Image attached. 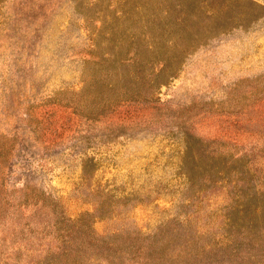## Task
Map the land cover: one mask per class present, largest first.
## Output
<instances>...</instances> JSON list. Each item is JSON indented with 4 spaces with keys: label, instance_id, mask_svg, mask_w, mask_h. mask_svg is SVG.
I'll list each match as a JSON object with an SVG mask.
<instances>
[{
    "label": "rangeland",
    "instance_id": "rangeland-1",
    "mask_svg": "<svg viewBox=\"0 0 264 264\" xmlns=\"http://www.w3.org/2000/svg\"><path fill=\"white\" fill-rule=\"evenodd\" d=\"M156 1L0 0V264H264V0H173L228 28L171 78L88 68Z\"/></svg>",
    "mask_w": 264,
    "mask_h": 264
},
{
    "label": "trees",
    "instance_id": "trees-1",
    "mask_svg": "<svg viewBox=\"0 0 264 264\" xmlns=\"http://www.w3.org/2000/svg\"><path fill=\"white\" fill-rule=\"evenodd\" d=\"M156 5L161 7V11L162 13L164 12V15L159 16L158 19H156V21L152 23H150L149 21H140L139 25L141 28H145L143 35L149 34L154 30H159L161 32V36L164 35L163 39H149L153 38V36L149 37L148 35L144 38L140 36L137 31H135V24L133 25L132 23H130V26L127 27L123 25V27L121 28L127 31V34L124 37V40H126L127 43V47L125 50L126 52H124L122 56L108 54L105 57L99 59H97V57L94 55V57L88 62V68L91 69V67H104L108 72H110L109 69L112 68H125L129 67L130 65H136L139 68H143L149 60L154 61L156 59L158 60L160 58L167 57L166 60H168V63H166V65L169 70L173 72L170 75L171 78L176 74V71L178 70V62L180 64L182 56L184 57V55L187 54L190 50L194 49L198 45H201L210 37L224 32L228 28L225 25H220L217 23H196L194 20L195 17L191 16L188 13L186 16L181 18L174 15L173 13L176 10L174 8L173 0H157ZM132 8H134V5ZM149 9L150 4L148 1L146 3H143L142 5H139L137 11H146L142 15V17H144ZM170 32L172 36L168 38ZM166 33H168V35H166ZM170 48L174 51V55L171 57L167 54L168 49ZM157 73L158 72L156 71L154 73V76H157ZM122 80L123 82L125 81L124 79ZM240 204L241 203H239L238 206ZM256 211L257 213H260L259 215L256 213L253 223L257 225H255L254 227L261 229L263 228L261 223V220L263 218V209L260 211L257 208ZM67 233L68 232H63L62 229H57L56 231H54L53 238L55 236L56 239L54 238L55 243L53 245L56 246L54 248H56L58 251L62 249L59 247L61 246V244H65L68 242V239L65 237L71 236V234L67 235ZM84 239L90 240L88 233L84 235ZM225 247L226 246L222 245L221 241H217L206 248L201 247L200 249H197L196 253L186 252V254L185 251H180V253H177V256L181 255V253H185L189 257V259H186V262L184 264H204V258L199 257L200 253L198 252L200 250L207 257L212 254L221 252ZM161 254L162 253H158L159 256H161ZM93 256L96 255L93 254ZM80 257L82 258L83 256ZM94 259L95 257L88 259V263H92ZM153 260L157 261V258H154Z\"/></svg>",
    "mask_w": 264,
    "mask_h": 264
}]
</instances>
